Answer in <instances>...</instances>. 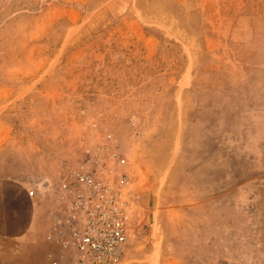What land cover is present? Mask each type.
Wrapping results in <instances>:
<instances>
[{"label": "rangeland", "instance_id": "374dc122", "mask_svg": "<svg viewBox=\"0 0 264 264\" xmlns=\"http://www.w3.org/2000/svg\"><path fill=\"white\" fill-rule=\"evenodd\" d=\"M107 134L137 196L121 264H264V0H0L1 176L59 206ZM47 220L0 264H74Z\"/></svg>", "mask_w": 264, "mask_h": 264}, {"label": "built area", "instance_id": "2783aa9c", "mask_svg": "<svg viewBox=\"0 0 264 264\" xmlns=\"http://www.w3.org/2000/svg\"><path fill=\"white\" fill-rule=\"evenodd\" d=\"M88 166L65 177L48 239L73 255L74 264H121L136 224L134 181L128 160L107 134ZM37 184L34 197L47 191Z\"/></svg>", "mask_w": 264, "mask_h": 264}, {"label": "crops", "instance_id": "0c3cea01", "mask_svg": "<svg viewBox=\"0 0 264 264\" xmlns=\"http://www.w3.org/2000/svg\"><path fill=\"white\" fill-rule=\"evenodd\" d=\"M7 179L0 174V237L14 243V256L20 257V253L22 255L23 250L32 244L34 228L40 222L48 221L47 218L50 219L58 211V206L52 195H48L47 203L40 197V192L34 197L29 195L37 189L36 181L31 182L30 178L19 176H14L9 181ZM5 181L6 187L2 185ZM50 185V182L46 184L47 191L50 190ZM3 197L6 198L5 201Z\"/></svg>", "mask_w": 264, "mask_h": 264}]
</instances>
